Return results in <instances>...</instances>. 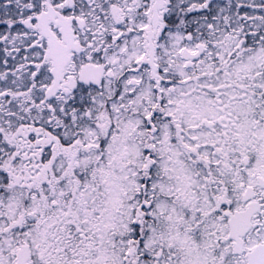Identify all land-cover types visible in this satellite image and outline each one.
<instances>
[{
    "label": "snow or ice",
    "instance_id": "1",
    "mask_svg": "<svg viewBox=\"0 0 264 264\" xmlns=\"http://www.w3.org/2000/svg\"><path fill=\"white\" fill-rule=\"evenodd\" d=\"M0 264H264V0H0Z\"/></svg>",
    "mask_w": 264,
    "mask_h": 264
}]
</instances>
